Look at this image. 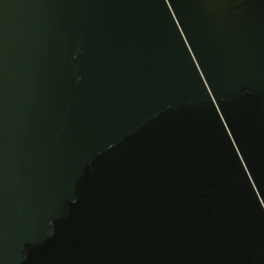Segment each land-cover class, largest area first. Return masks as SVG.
Wrapping results in <instances>:
<instances>
[{
	"label": "water",
	"instance_id": "obj_1",
	"mask_svg": "<svg viewBox=\"0 0 264 264\" xmlns=\"http://www.w3.org/2000/svg\"><path fill=\"white\" fill-rule=\"evenodd\" d=\"M0 264H264V0H0Z\"/></svg>",
	"mask_w": 264,
	"mask_h": 264
}]
</instances>
